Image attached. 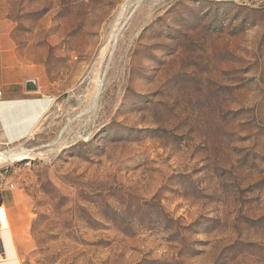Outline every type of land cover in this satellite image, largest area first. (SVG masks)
I'll list each match as a JSON object with an SVG mask.
<instances>
[{
	"label": "rangeland",
	"instance_id": "1",
	"mask_svg": "<svg viewBox=\"0 0 264 264\" xmlns=\"http://www.w3.org/2000/svg\"><path fill=\"white\" fill-rule=\"evenodd\" d=\"M6 69L19 264H264V0H0Z\"/></svg>",
	"mask_w": 264,
	"mask_h": 264
},
{
	"label": "crops",
	"instance_id": "2",
	"mask_svg": "<svg viewBox=\"0 0 264 264\" xmlns=\"http://www.w3.org/2000/svg\"><path fill=\"white\" fill-rule=\"evenodd\" d=\"M10 69L3 71L5 80L0 84V146H10L34 139L37 126L50 114L53 98L38 83V90L28 92L25 82L8 80ZM7 185V184H6ZM6 188V187H5ZM0 188V205L7 209L8 218L15 223L11 195ZM6 235V236H5ZM5 259L0 264H19L13 247L11 230L3 235Z\"/></svg>",
	"mask_w": 264,
	"mask_h": 264
},
{
	"label": "bare ground",
	"instance_id": "3",
	"mask_svg": "<svg viewBox=\"0 0 264 264\" xmlns=\"http://www.w3.org/2000/svg\"><path fill=\"white\" fill-rule=\"evenodd\" d=\"M119 31V29H118ZM118 31L115 33L117 34ZM112 37V36H111ZM118 37H116L117 39ZM116 42V41H115ZM111 45V44H110ZM106 53V52H105ZM104 53V54H105ZM104 57V56H103ZM102 62L101 61H98L97 63V66H101ZM101 68V67H100ZM98 70V69H97ZM101 71V70H100ZM99 73V72H98ZM98 80V79H97ZM97 82V81H96ZM102 82V81H101ZM94 100V99H93ZM93 102V101H92ZM97 107V106H96ZM95 107V108H96ZM34 155H29L27 153H25V151L23 150H20V151H7V152H4L2 153L1 157H0V165L1 164H4V163H9V162H14V161H18V160H21L22 158H33ZM10 230H7V231H4L1 233V238H2V242H3V235L7 232H9ZM6 236V235H5Z\"/></svg>",
	"mask_w": 264,
	"mask_h": 264
},
{
	"label": "built area",
	"instance_id": "4",
	"mask_svg": "<svg viewBox=\"0 0 264 264\" xmlns=\"http://www.w3.org/2000/svg\"><path fill=\"white\" fill-rule=\"evenodd\" d=\"M12 187V186H11ZM11 226H10V221L8 218V214H7V209L5 208V206H3L2 204L0 205V239L1 238V233L7 230H10ZM5 254L4 253H0V263L3 262V260L5 259Z\"/></svg>",
	"mask_w": 264,
	"mask_h": 264
},
{
	"label": "water",
	"instance_id": "5",
	"mask_svg": "<svg viewBox=\"0 0 264 264\" xmlns=\"http://www.w3.org/2000/svg\"><path fill=\"white\" fill-rule=\"evenodd\" d=\"M25 86H26V90L28 92H33V91H37L38 90V83L36 80H27L25 82ZM0 253H4L5 254V246L2 242V240L0 239Z\"/></svg>",
	"mask_w": 264,
	"mask_h": 264
}]
</instances>
